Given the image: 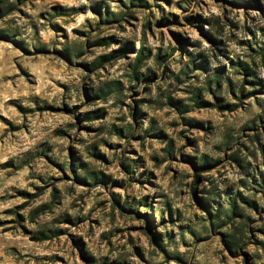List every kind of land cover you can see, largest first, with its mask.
Wrapping results in <instances>:
<instances>
[{"label":"rangeland","instance_id":"rangeland-1","mask_svg":"<svg viewBox=\"0 0 264 264\" xmlns=\"http://www.w3.org/2000/svg\"><path fill=\"white\" fill-rule=\"evenodd\" d=\"M262 180L264 0H0V264H264Z\"/></svg>","mask_w":264,"mask_h":264},{"label":"trees","instance_id":"trees-1","mask_svg":"<svg viewBox=\"0 0 264 264\" xmlns=\"http://www.w3.org/2000/svg\"><path fill=\"white\" fill-rule=\"evenodd\" d=\"M103 41H106V40H103ZM141 55L139 54L138 58L140 59ZM134 73H136V69L134 70ZM195 103H198V104H206V102L202 101V100H198V98L196 97L195 98ZM98 114H97V111H91V112H88L87 113V117L89 119H93L94 117H96ZM262 182L264 183V180H262ZM43 238L44 237H48V236H42Z\"/></svg>","mask_w":264,"mask_h":264}]
</instances>
